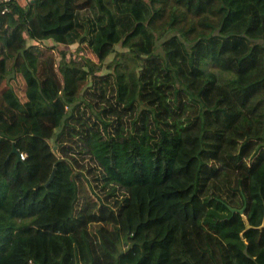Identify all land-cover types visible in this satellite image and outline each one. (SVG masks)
I'll return each instance as SVG.
<instances>
[{
	"label": "trees",
	"instance_id": "1",
	"mask_svg": "<svg viewBox=\"0 0 264 264\" xmlns=\"http://www.w3.org/2000/svg\"><path fill=\"white\" fill-rule=\"evenodd\" d=\"M2 9L0 264H264V0Z\"/></svg>",
	"mask_w": 264,
	"mask_h": 264
},
{
	"label": "rangeland",
	"instance_id": "2",
	"mask_svg": "<svg viewBox=\"0 0 264 264\" xmlns=\"http://www.w3.org/2000/svg\"><path fill=\"white\" fill-rule=\"evenodd\" d=\"M105 38L111 42L113 41L112 35L110 32L105 33ZM28 44H31V42H28ZM120 50H121L120 46L116 45V51L119 52ZM87 57L91 58L92 60H96V57L93 54H87ZM114 60H115V58H114V56H112L111 58L106 60V63L114 62ZM6 81L4 84V87L6 90L4 93L5 99L8 102H10L13 98L17 97L22 102H25L26 101L25 92H26V88L30 82V78L15 76L14 78L9 79L7 82ZM56 150H55V153H56ZM54 176H55V171H54ZM53 179H54V177H53ZM263 215H264V213L262 214V211H260L259 208H257V211L255 208H253L249 212V214L247 216V220H249V222H251L252 224H257V223L259 224V222L262 221ZM127 250H129V251L128 252L126 251L121 256V258L119 260V264H134V262L136 261L138 255H139V250L137 248H129Z\"/></svg>",
	"mask_w": 264,
	"mask_h": 264
},
{
	"label": "water",
	"instance_id": "3",
	"mask_svg": "<svg viewBox=\"0 0 264 264\" xmlns=\"http://www.w3.org/2000/svg\"><path fill=\"white\" fill-rule=\"evenodd\" d=\"M56 150V147H53V151L55 152ZM14 154H16V151L15 149H13L12 151ZM54 171L55 169L52 170L51 174H50V177L48 179V181L46 182L45 186H47L48 184H50V182L53 180V177H54ZM232 212H235V210H232ZM240 214H243L244 212V208H242L241 210L238 211ZM245 224H246V229H249V228H252L253 226L247 221L245 220ZM258 229H264V215H263V218H262V222L261 224L257 227Z\"/></svg>",
	"mask_w": 264,
	"mask_h": 264
},
{
	"label": "built area",
	"instance_id": "4",
	"mask_svg": "<svg viewBox=\"0 0 264 264\" xmlns=\"http://www.w3.org/2000/svg\"><path fill=\"white\" fill-rule=\"evenodd\" d=\"M20 0H0V6H2L3 7V9L1 10L2 11V13H4L7 9H6V7H7V5H10V4H12V3H17V2H19ZM28 1V0H27ZM65 110H67V107H65ZM19 156V158H20V160H23L24 159V154H19L18 155Z\"/></svg>",
	"mask_w": 264,
	"mask_h": 264
},
{
	"label": "crops",
	"instance_id": "5",
	"mask_svg": "<svg viewBox=\"0 0 264 264\" xmlns=\"http://www.w3.org/2000/svg\"><path fill=\"white\" fill-rule=\"evenodd\" d=\"M16 76H20V75H16ZM22 77V76H21ZM6 91V90H5ZM26 97V96H25ZM20 100V99H19ZM21 101V100H20Z\"/></svg>",
	"mask_w": 264,
	"mask_h": 264
}]
</instances>
